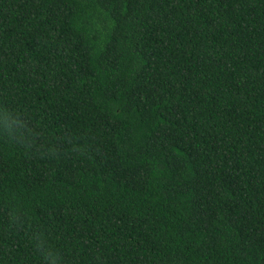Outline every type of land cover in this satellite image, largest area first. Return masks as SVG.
I'll return each mask as SVG.
<instances>
[{
    "label": "trees",
    "instance_id": "obj_1",
    "mask_svg": "<svg viewBox=\"0 0 264 264\" xmlns=\"http://www.w3.org/2000/svg\"><path fill=\"white\" fill-rule=\"evenodd\" d=\"M0 264H264V0H0Z\"/></svg>",
    "mask_w": 264,
    "mask_h": 264
}]
</instances>
